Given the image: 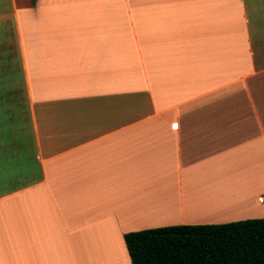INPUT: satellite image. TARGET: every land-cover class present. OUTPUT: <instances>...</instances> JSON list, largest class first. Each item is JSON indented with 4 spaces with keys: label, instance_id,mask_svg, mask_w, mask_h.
Here are the masks:
<instances>
[{
    "label": "crops",
    "instance_id": "obj_1",
    "mask_svg": "<svg viewBox=\"0 0 264 264\" xmlns=\"http://www.w3.org/2000/svg\"><path fill=\"white\" fill-rule=\"evenodd\" d=\"M261 194L264 0H0V264H130Z\"/></svg>",
    "mask_w": 264,
    "mask_h": 264
},
{
    "label": "trees",
    "instance_id": "obj_2",
    "mask_svg": "<svg viewBox=\"0 0 264 264\" xmlns=\"http://www.w3.org/2000/svg\"><path fill=\"white\" fill-rule=\"evenodd\" d=\"M122 239L130 264H264V219L160 227Z\"/></svg>",
    "mask_w": 264,
    "mask_h": 264
},
{
    "label": "built area",
    "instance_id": "obj_3",
    "mask_svg": "<svg viewBox=\"0 0 264 264\" xmlns=\"http://www.w3.org/2000/svg\"><path fill=\"white\" fill-rule=\"evenodd\" d=\"M263 199H264V194H261V195L257 198V202H258V203H262Z\"/></svg>",
    "mask_w": 264,
    "mask_h": 264
}]
</instances>
